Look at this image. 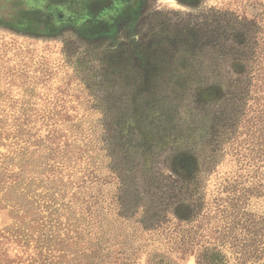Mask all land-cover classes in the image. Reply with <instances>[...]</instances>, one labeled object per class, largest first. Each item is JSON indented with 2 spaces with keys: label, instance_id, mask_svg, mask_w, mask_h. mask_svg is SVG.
Returning <instances> with one entry per match:
<instances>
[{
  "label": "rangeland",
  "instance_id": "374dc122",
  "mask_svg": "<svg viewBox=\"0 0 264 264\" xmlns=\"http://www.w3.org/2000/svg\"><path fill=\"white\" fill-rule=\"evenodd\" d=\"M101 1L0 0V264H264V0Z\"/></svg>",
  "mask_w": 264,
  "mask_h": 264
},
{
  "label": "trees",
  "instance_id": "16d2710c",
  "mask_svg": "<svg viewBox=\"0 0 264 264\" xmlns=\"http://www.w3.org/2000/svg\"><path fill=\"white\" fill-rule=\"evenodd\" d=\"M219 254L216 253H205L198 261V264H222V262H218Z\"/></svg>",
  "mask_w": 264,
  "mask_h": 264
},
{
  "label": "flooded vegetation",
  "instance_id": "af4514ba",
  "mask_svg": "<svg viewBox=\"0 0 264 264\" xmlns=\"http://www.w3.org/2000/svg\"><path fill=\"white\" fill-rule=\"evenodd\" d=\"M82 2H85L86 0H81ZM103 3H105V0H102L101 1V4H103ZM104 5V4H103ZM103 10V9H102ZM109 19H105V20H102L103 22H110V20L108 21ZM111 21H112V19H111ZM98 25H100V24H98Z\"/></svg>",
  "mask_w": 264,
  "mask_h": 264
}]
</instances>
